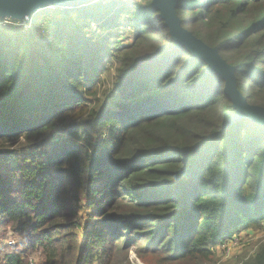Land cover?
<instances>
[{
	"label": "trees",
	"instance_id": "16d2710c",
	"mask_svg": "<svg viewBox=\"0 0 264 264\" xmlns=\"http://www.w3.org/2000/svg\"><path fill=\"white\" fill-rule=\"evenodd\" d=\"M91 2L0 22V264H220L264 232V124H229L225 81L154 0ZM176 14L264 108V0Z\"/></svg>",
	"mask_w": 264,
	"mask_h": 264
},
{
	"label": "water",
	"instance_id": "95a60500",
	"mask_svg": "<svg viewBox=\"0 0 264 264\" xmlns=\"http://www.w3.org/2000/svg\"><path fill=\"white\" fill-rule=\"evenodd\" d=\"M94 0H0V15L14 18H30L45 5L60 7H78ZM153 6L160 11V17L165 21L169 32L178 48L184 47L208 65V73L217 75L225 81L224 92L236 109V114L229 124L241 120H251L264 124V108L250 105L240 93L235 69L226 64L217 49L208 47L202 40L183 28L176 14L178 0H154Z\"/></svg>",
	"mask_w": 264,
	"mask_h": 264
},
{
	"label": "rangeland",
	"instance_id": "374dc122",
	"mask_svg": "<svg viewBox=\"0 0 264 264\" xmlns=\"http://www.w3.org/2000/svg\"><path fill=\"white\" fill-rule=\"evenodd\" d=\"M114 0H94L91 3H99V2H112ZM118 8H120L124 3L130 4L132 2H138L139 0H115ZM52 6L48 5L47 8L51 9ZM55 10V9H54ZM30 18H14L10 16H1L0 15V22L8 23V21H17L23 25H27V22ZM93 31L98 34V30L96 27H93ZM124 36L120 38L118 41L120 43H130L131 37L128 36L127 32H124ZM106 75V74H105ZM104 75V76H105ZM106 77V76H105ZM264 238V232L254 233L249 232V234L243 233L241 237H234L232 241L227 242L222 247L217 249V257L219 258L220 264H241L240 261L246 259L248 255H252L257 247V245L262 241ZM238 242V244L234 243ZM130 259L132 260L133 264H144L140 259H138L136 253L132 252L130 254Z\"/></svg>",
	"mask_w": 264,
	"mask_h": 264
},
{
	"label": "built area",
	"instance_id": "2783aa9c",
	"mask_svg": "<svg viewBox=\"0 0 264 264\" xmlns=\"http://www.w3.org/2000/svg\"><path fill=\"white\" fill-rule=\"evenodd\" d=\"M54 8H55L54 6L51 7V9H53V10H54ZM233 242L236 243V244H238V242H235V241H233ZM31 263H32V261H31Z\"/></svg>",
	"mask_w": 264,
	"mask_h": 264
}]
</instances>
